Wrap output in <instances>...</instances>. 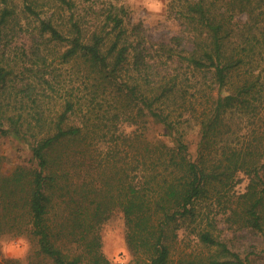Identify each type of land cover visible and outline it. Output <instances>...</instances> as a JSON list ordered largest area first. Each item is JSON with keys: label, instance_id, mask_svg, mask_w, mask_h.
Wrapping results in <instances>:
<instances>
[{"label": "trees", "instance_id": "16d2710c", "mask_svg": "<svg viewBox=\"0 0 264 264\" xmlns=\"http://www.w3.org/2000/svg\"><path fill=\"white\" fill-rule=\"evenodd\" d=\"M22 2L0 0V42L26 19L43 41L31 65L0 60V136L28 149L8 170L0 152V238L29 248L0 264H112L101 226L115 214L134 264H250L223 232L264 235V0H171L179 29L160 39L118 0ZM48 42L73 82L55 109H27L15 67L38 72Z\"/></svg>", "mask_w": 264, "mask_h": 264}, {"label": "rangeland", "instance_id": "374dc122", "mask_svg": "<svg viewBox=\"0 0 264 264\" xmlns=\"http://www.w3.org/2000/svg\"><path fill=\"white\" fill-rule=\"evenodd\" d=\"M18 5V10L23 7L22 0H15ZM78 1V4L80 0ZM121 3V0H118ZM167 9L166 16L167 20L171 22V27L168 23L158 24L152 27L145 28L147 33L155 39L169 38L172 34L178 31V20L174 17L175 12H171V0H166ZM128 10V9H127ZM26 14L21 12V18H24ZM128 15L131 21H133L132 13L128 10ZM29 20L33 21V18L29 16ZM240 18V17H239ZM28 19H26V22ZM10 25L7 30L8 34L3 36L2 42H0V60L2 59L4 63L9 62L11 65L24 64L31 65L32 61L37 59L36 55L33 53V42L34 40L43 39L36 34V26L27 25ZM34 23V21H33ZM22 27L24 29H22ZM42 54L47 56L46 64H44L43 59L40 60V68L38 72L28 70L26 74L21 72V69L16 66L15 74L12 80V84L21 86V77L26 75V77H31L32 83V95L28 104H25L27 109L29 104H31L33 99H37L45 108H50V110L55 109V105L61 100V95L64 94L68 87L72 85L73 80H71V72L65 67L63 69L62 64H58V59H54V55L50 54L51 44L48 42L45 47V43L42 44ZM39 60V59H38ZM56 71H60L58 74V80L54 81V86L46 84L42 78L44 72L50 71L53 68ZM49 76V75H48ZM77 84L75 86L77 88ZM78 89V88H77ZM79 93H84V91L79 90ZM3 103L12 100V96L9 94L3 95ZM151 126V125H150ZM133 126H124L125 130L132 129ZM151 130L156 132L157 128L151 126ZM186 139L189 142L190 149L194 155L197 153L198 146V129L197 126L188 127V132L186 134ZM0 152L4 155V168L11 169L16 163L26 160L28 158L27 143L22 141V139L13 136H0ZM247 181H241L238 185L239 190H243ZM225 225H222L224 228ZM101 234L103 239V252L110 259L112 264H134L132 259V252L129 250L126 243V232H125V222L121 214H115L113 217L108 219L101 226ZM223 235L231 245L233 249L240 251L243 256L250 257V264H264V235L259 231L249 230V229H224ZM25 247L29 248V241L25 237H15L11 235H6L0 238V249L4 256L7 257H24Z\"/></svg>", "mask_w": 264, "mask_h": 264}, {"label": "clouds", "instance_id": "9594fccd", "mask_svg": "<svg viewBox=\"0 0 264 264\" xmlns=\"http://www.w3.org/2000/svg\"><path fill=\"white\" fill-rule=\"evenodd\" d=\"M127 8L133 16V23L143 26V28L152 27L158 24L168 23L171 27V22L167 20L166 0H121L117 5ZM27 247L25 253L27 254ZM0 251H5L0 249ZM15 259H22L23 257H14Z\"/></svg>", "mask_w": 264, "mask_h": 264}]
</instances>
